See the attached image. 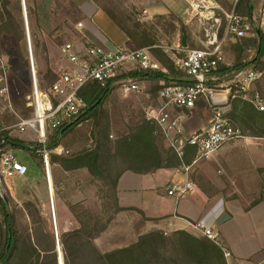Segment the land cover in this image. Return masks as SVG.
Returning <instances> with one entry per match:
<instances>
[{
  "label": "rangeland",
  "instance_id": "obj_1",
  "mask_svg": "<svg viewBox=\"0 0 264 264\" xmlns=\"http://www.w3.org/2000/svg\"><path fill=\"white\" fill-rule=\"evenodd\" d=\"M94 1L125 33L131 36L128 45L131 48H141L143 41L152 40L173 59L174 54L177 53L176 47L182 44L183 26L189 33V46L198 45L194 40V34H197L195 28L184 24L179 8L173 7L162 13L154 11L146 13L145 8L152 7L158 2L157 0ZM25 2L27 16L23 0H0V73L2 67H5L10 96V102L0 99V126L5 129L33 115L29 106L32 94L29 48L33 52L40 86L42 89H47L57 75L67 67H61L59 70L52 68V63L64 61L62 46L69 42L82 41L84 31L77 28V24L84 21L82 13L70 0H25ZM28 26L30 33L27 30ZM238 47L237 44H230L227 48L229 63L234 66L241 63L259 71L264 68V38L261 53L258 52L257 47L244 44V51L240 54ZM175 71L183 77L176 68ZM262 78L256 86L264 97V76ZM139 80L143 85L140 93L125 96L115 89L104 99L102 117L97 128L94 120L89 119L66 134H51L50 142L56 138L59 145L70 152L64 155H50L54 189L52 206L42 156L38 152L10 149L31 169L26 177L8 182V187L11 189L3 199L8 203L13 228L22 243H29L30 237L34 241V236L38 233L42 248H48L50 244L48 235H52L56 242V225L60 240L63 233L73 232L81 227L86 229L87 237H93L103 225H107V229L93 239L94 244L103 253L130 247L141 241L143 236L142 227L139 226L143 221L141 215L131 210L120 211L118 191L114 186L119 171L127 167L124 162L121 160L113 162L111 159L108 162L102 159V178L92 176L87 169L65 173L59 164H56L58 167L53 165V157L70 158L85 150L94 149L95 130L99 139L104 142L108 139L111 144L119 138L131 135L132 128L146 119L150 109L158 104L156 100L158 91L165 85V82L158 80ZM232 120L233 124L242 129L244 135L264 134V127L259 126L258 121L250 122L241 118L239 114L232 117ZM7 133L11 132L7 131ZM11 136L12 139L32 144L31 147L38 146L37 136L33 131L24 134L14 133ZM158 146L165 155L170 149L160 138H158ZM180 170L183 171V168ZM190 175L194 178L192 177L194 174L190 173ZM134 197L137 198L136 200H141L138 196ZM2 220L0 208V226ZM191 237L183 233L160 232L156 236L159 243H156L154 248L145 250L140 264H206L205 259L193 256V249L197 246L202 247L203 250L211 249L209 257H213L215 263L218 256L211 248V244L214 243L203 234L197 237L200 242L193 241ZM55 246L58 253L57 243ZM60 249L63 253L61 244Z\"/></svg>",
  "mask_w": 264,
  "mask_h": 264
},
{
  "label": "built area",
  "instance_id": "obj_2",
  "mask_svg": "<svg viewBox=\"0 0 264 264\" xmlns=\"http://www.w3.org/2000/svg\"><path fill=\"white\" fill-rule=\"evenodd\" d=\"M187 9L184 24L195 28L196 47L180 44L172 59L176 70L184 75L185 82L164 85L158 91V104L147 113V119L155 122L169 147L183 159L188 150L194 153L190 165L182 166L185 180L167 187L170 197L181 199L196 190L191 178L193 167L217 153L225 145L244 137L242 129L231 122L225 106L240 99L264 112V97L256 83L263 72L248 66L233 69L228 62L227 48L230 44L256 41L264 38V0H185ZM84 30V23L77 24ZM30 41V35L28 34ZM69 42L62 46V55L69 62L58 75L52 86L42 89L37 78L33 52L29 48L32 73V94L29 106L32 117L22 119L7 129L0 126V143H6L2 136L24 134L33 131L37 136L38 150L44 162V170L50 190V155L69 154L62 146L49 149L50 136L60 133L76 124L88 114L90 104L81 96V91L92 84L101 89L114 88L128 96L140 93L143 85L139 79L130 76L134 71H159L166 68L153 55L151 48H131L121 46L106 52L89 40ZM181 55V56H180ZM231 76V77H230ZM112 90V91H113ZM224 98L225 103H217L216 98ZM0 99L10 102L7 70L0 73ZM200 100H205L212 112L208 125L189 133L182 114L196 108ZM10 131L11 133H7ZM3 146V145H2ZM0 146V198L5 199L10 187L8 182L24 178L29 172L28 165L21 162L13 150ZM203 236L214 243L223 253L227 264L234 259L233 253L224 245L217 228L197 225Z\"/></svg>",
  "mask_w": 264,
  "mask_h": 264
},
{
  "label": "crops",
  "instance_id": "obj_3",
  "mask_svg": "<svg viewBox=\"0 0 264 264\" xmlns=\"http://www.w3.org/2000/svg\"><path fill=\"white\" fill-rule=\"evenodd\" d=\"M70 1L84 18L82 40H89L106 52L130 44L126 34L94 0ZM157 1L152 7H146L145 12L162 13L174 7L180 9L182 20H186L188 5L185 0ZM76 44L80 47V41ZM59 63H52V68L59 70L69 66L66 59L61 60L63 64ZM215 101L225 103L221 97ZM225 107L228 118L233 121L232 105ZM179 114H182L183 124L189 133L208 125L212 117L205 100H200L194 110ZM36 148L38 150V146ZM181 168L160 169L148 174L127 171L119 179L120 207L123 211H136L141 215V235L169 231L198 237L202 235L198 224L214 227L220 231L224 245L234 255L230 263L264 264V134L244 135L201 161L191 171L195 192L176 199L168 196L167 187L185 180ZM50 190L53 196L52 173Z\"/></svg>",
  "mask_w": 264,
  "mask_h": 264
},
{
  "label": "trees",
  "instance_id": "obj_4",
  "mask_svg": "<svg viewBox=\"0 0 264 264\" xmlns=\"http://www.w3.org/2000/svg\"><path fill=\"white\" fill-rule=\"evenodd\" d=\"M182 33L186 34L187 45L189 46V33L184 26L182 27ZM125 34L131 40V36L128 33ZM262 41L260 44L256 41H245L236 44L239 46L240 54L244 51V44L257 47L258 52L261 53ZM145 47L151 48L153 55L166 68L167 73L137 70L130 73L131 77L142 80H158L165 82V85L185 82L184 75L181 77L180 73L175 71V65L172 59L162 49L158 48L154 41H143L141 48ZM242 67H246V65L237 63L233 69ZM260 71L264 74V68ZM55 80L49 87L53 85ZM113 89H101L97 84H92L81 91V96L90 104V110L82 119L83 121L93 119L96 128L100 125L104 99L108 97ZM231 105L233 117L239 114L241 118L248 119L250 122L258 121L259 126L262 125L264 127V112L258 111L253 105L240 99L233 100ZM74 128H76V124L68 129L62 130L60 133L66 134ZM131 132V135L119 138L111 144L108 139L106 142L99 139L97 137V131L95 130L93 137L96 146L94 149L85 150L70 158L53 157V163L59 164L65 172L87 169L92 176L101 177L103 172L101 168L102 159L108 162L110 159L113 162L121 160L127 167L120 170L115 178L114 186L117 189L119 179L127 171L137 174H148L160 169L179 168L184 165H190L193 161L194 153L192 150H188L183 159L171 147H169L170 149L166 152V155L163 154L158 146V138L166 142L164 136L161 134L159 126L147 118L132 128ZM3 134L2 136L6 137L7 140L6 143H0V146L4 145V149L20 150V148L9 146V142L27 144L19 139L8 138L6 133ZM52 141L48 146L51 150L59 145L56 138ZM27 145L32 146V144ZM29 152L37 153L36 150H30ZM0 208L3 215L2 225L0 226V264H59V255L55 246L56 242L52 235H48L50 239L48 248H42L38 233L35 234L34 241L30 237L29 243H22L13 228V219L8 208V203L1 198ZM123 210V208H120V211ZM106 229L107 225H103L99 231L94 233L93 237H87V231L83 227L73 232L63 233L60 244L63 246L64 264H140L145 250L147 249L148 251L154 248L156 243H159L156 236L162 232L153 231L143 235L141 241L136 245L103 253L94 244L93 239L97 238ZM177 233L190 235L185 232ZM191 238L193 241L200 242V239L197 237L192 236ZM194 248L193 256L201 257L203 260L205 259L204 261H207L206 264H226L222 251L216 245L211 244L212 251L214 250V254L218 256L215 263H213V257H209V250L211 249L206 248L203 250L200 246Z\"/></svg>",
  "mask_w": 264,
  "mask_h": 264
},
{
  "label": "water",
  "instance_id": "obj_5",
  "mask_svg": "<svg viewBox=\"0 0 264 264\" xmlns=\"http://www.w3.org/2000/svg\"><path fill=\"white\" fill-rule=\"evenodd\" d=\"M23 3H24V0H23ZM183 46L184 47L187 46L186 34H183ZM8 145L11 146V147L20 148V149L27 150V151H30V150H36L37 151V148L31 147L30 145H27V144L9 142ZM2 147H4V145ZM55 232H56V243H57V246H58L59 264H64L63 253H62V251L60 249V238H59V235H58L57 225H56V228H55Z\"/></svg>",
  "mask_w": 264,
  "mask_h": 264
},
{
  "label": "bare ground",
  "instance_id": "obj_6",
  "mask_svg": "<svg viewBox=\"0 0 264 264\" xmlns=\"http://www.w3.org/2000/svg\"><path fill=\"white\" fill-rule=\"evenodd\" d=\"M24 7H25V12H26V16L28 15V11L26 10V2H25V0H24ZM27 30H28V33H30V31H29V26H28V28H27ZM29 43H30V45H31V40L29 41ZM33 61L35 62V60H34V56H33Z\"/></svg>",
  "mask_w": 264,
  "mask_h": 264
}]
</instances>
